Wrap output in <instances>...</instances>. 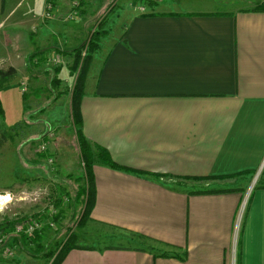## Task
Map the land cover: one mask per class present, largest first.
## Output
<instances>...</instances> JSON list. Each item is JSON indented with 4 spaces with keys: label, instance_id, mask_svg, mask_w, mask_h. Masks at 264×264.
Segmentation results:
<instances>
[{
    "label": "crops",
    "instance_id": "0c3cea01",
    "mask_svg": "<svg viewBox=\"0 0 264 264\" xmlns=\"http://www.w3.org/2000/svg\"><path fill=\"white\" fill-rule=\"evenodd\" d=\"M140 1L99 37L80 101L83 135L122 167L93 163L89 220L125 241L60 264H264V0ZM16 2L0 0V18ZM39 2L25 6L34 47L55 26ZM70 2L54 0L57 13ZM70 6L74 20L84 9Z\"/></svg>",
    "mask_w": 264,
    "mask_h": 264
},
{
    "label": "rangeland",
    "instance_id": "374dc122",
    "mask_svg": "<svg viewBox=\"0 0 264 264\" xmlns=\"http://www.w3.org/2000/svg\"><path fill=\"white\" fill-rule=\"evenodd\" d=\"M43 1L38 3V9ZM69 1L71 5H82L83 14L78 12L74 21L69 17L73 12H70V4L59 13L54 4L52 15L45 17L43 13V16L55 26L50 28L52 32L44 44L38 47H34L32 24L26 17L28 0H17L20 9L9 18H0V69L6 71L11 65L18 68L0 90V198L3 199L0 221L7 217L41 215L40 248L33 249L30 245V254L37 255L39 264L51 262L46 254L67 239L76 246L123 244L125 241L109 234V228L104 227V231L91 224L88 216H83L84 167L76 126L70 116L71 89L77 78L78 82L84 81L88 69L84 66L81 72L84 57L89 53V40L96 33L107 32L114 13L125 0H108L100 9L103 0ZM133 1V7L141 4L140 0ZM215 1L191 0L187 7L220 6V0ZM232 3L240 5L238 0ZM88 12L92 15L88 16ZM30 48L32 53L28 56L35 54L36 60L23 74L22 61L26 62V58L23 59L22 54ZM57 56L59 60L54 62ZM52 68L59 70L53 73ZM53 75L58 79L55 83L51 81ZM41 145L45 148L41 149ZM260 172L254 184L264 179ZM241 181L244 182L242 179L238 183ZM177 186L184 184L178 182ZM6 194L10 200L5 203ZM106 233L109 235L104 236ZM18 253L16 248L11 257H6L0 249L2 264H17Z\"/></svg>",
    "mask_w": 264,
    "mask_h": 264
},
{
    "label": "trees",
    "instance_id": "16d2710c",
    "mask_svg": "<svg viewBox=\"0 0 264 264\" xmlns=\"http://www.w3.org/2000/svg\"><path fill=\"white\" fill-rule=\"evenodd\" d=\"M150 1V0H149ZM152 2V1H150ZM258 9L264 10V4L259 5ZM102 35V33H96L91 39L89 40V53L84 57V62L81 66V72L82 68L85 69L88 67L91 59H92V53L96 49L98 45V39ZM35 54L29 55L26 59V66L28 69H30V65L32 64V61L36 60L34 59ZM55 70H59V68H52V72L54 73ZM16 72V69L12 66H10L6 71L3 69H0V90L3 89L4 85L6 84V81L8 78L13 75ZM86 72V71H85ZM85 74V73H84ZM80 76V75H79ZM52 83H55L58 81L57 77L55 78L54 75L51 79ZM83 84L84 81L78 82V78L71 89V112L70 116L72 119L73 124L76 126V140L78 147L80 149L81 154V161L84 167V177H85V184L86 186L82 187V197L81 202L84 206L83 208V216L89 217V212L93 206V178H92V165L94 162H102L104 164H108L111 167L114 168H122L120 165H118L113 159L110 157L107 150L97 144L91 143L89 140L86 139V137L83 135L81 131V111H80V101L83 94ZM203 178V177H200ZM57 206V203H56ZM60 215V214H59ZM58 215V216H59ZM57 217V216H55ZM58 218V217H57ZM37 219L41 221L42 217L41 215L35 214L29 218L24 217H14V218H4L2 221H0V231L5 233L7 236V244L11 247H16L19 249V252H23L24 254L30 256H36L35 254H30V245H32L33 249L40 248V239H41V232L43 229L35 231L33 234L28 235L25 233H16L14 231V228L16 224L24 222L25 220H32ZM43 228V227H42ZM76 247L75 244L71 243L69 239L61 242V244L58 246L57 249L54 251H49L46 256L47 258L51 259V262L49 264H60L62 260L65 258L66 254L72 249Z\"/></svg>",
    "mask_w": 264,
    "mask_h": 264
},
{
    "label": "built area",
    "instance_id": "2783aa9c",
    "mask_svg": "<svg viewBox=\"0 0 264 264\" xmlns=\"http://www.w3.org/2000/svg\"><path fill=\"white\" fill-rule=\"evenodd\" d=\"M54 0H44V16L45 17H50L52 13L54 12ZM76 13L75 11L72 12V14L69 15V17H72V15ZM59 60L58 56L53 58L54 62H57ZM45 147L41 145V149H44ZM8 196L7 201L10 200L9 194H6ZM2 200L0 198V208H2ZM42 229V224L39 220L37 219H32V220H25L24 222L16 224L14 231L16 233H25L28 235L33 234L35 231L41 230ZM0 249L4 252L6 257H11L14 254V251L16 247H11L10 245L7 244V236L5 233L0 231Z\"/></svg>",
    "mask_w": 264,
    "mask_h": 264
}]
</instances>
